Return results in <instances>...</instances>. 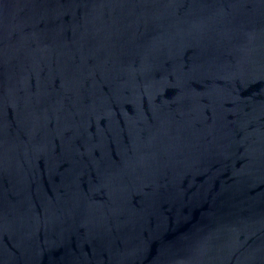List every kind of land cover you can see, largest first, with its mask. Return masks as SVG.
I'll use <instances>...</instances> for the list:
<instances>
[{
  "label": "water",
  "instance_id": "obj_1",
  "mask_svg": "<svg viewBox=\"0 0 264 264\" xmlns=\"http://www.w3.org/2000/svg\"><path fill=\"white\" fill-rule=\"evenodd\" d=\"M0 264H264V0H0Z\"/></svg>",
  "mask_w": 264,
  "mask_h": 264
}]
</instances>
